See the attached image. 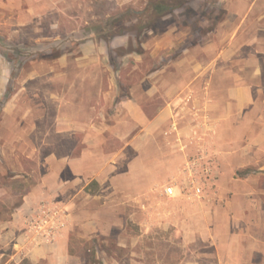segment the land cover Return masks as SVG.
Wrapping results in <instances>:
<instances>
[{
	"label": "crops",
	"instance_id": "crops-1",
	"mask_svg": "<svg viewBox=\"0 0 264 264\" xmlns=\"http://www.w3.org/2000/svg\"><path fill=\"white\" fill-rule=\"evenodd\" d=\"M206 1L211 3L209 7L214 4L211 7L217 13L222 10L223 17L215 21L202 16L200 32L193 33L198 35L197 43L190 47L183 45L181 61L171 59L170 63L151 70L147 74L152 77L150 83H143L144 78L134 84L111 79L109 89L104 91L102 79H96L97 73L102 72L103 56L125 44L128 34L117 35L110 43L92 34L80 43L76 57H69L73 52L63 53L55 60L62 67L50 73L55 84L52 90L45 89V100L20 102L16 96L9 100L4 127L0 129V159L8 162L6 165L0 162V173L5 170L24 174V164H17L14 156L31 157L37 153L40 156L44 145L50 148L40 159L43 170L38 182L22 195L21 202L8 216L3 219L0 213V264L12 261L20 264L23 259L31 264H87L73 252L74 234L87 238L117 234L119 239L126 235L125 206L118 214L105 212L102 222V210L88 209L86 201L91 198L100 201L102 197H107L106 204L144 201L142 194L154 188L152 184L159 181L163 167L159 161L152 162L153 158L150 164L146 163L144 155L148 149L143 139L153 138L174 115L180 97L177 92L182 90L187 92L190 104L194 92H199V109L214 123L218 152L222 159L230 161H222L220 193L213 203H200L196 210L185 201L180 206L182 211L168 212L166 221L152 216L151 231L156 226L165 230L177 226L184 236V256L178 264H264V0ZM211 25L213 28L207 30ZM203 28L205 31L201 32ZM191 36V29L180 28L178 24L169 25L161 34L152 31V55L162 58L164 52L171 53ZM141 46L148 47L144 42ZM192 52L197 53V58ZM141 54L138 50L127 53L137 60L142 59ZM137 68L141 70L139 66L134 70ZM181 71L193 76L192 81L166 83L162 78L164 73L177 75ZM148 101H158L160 106L151 116L143 107ZM106 107H116L112 115L114 123L109 129H98L94 119L97 114L105 119ZM37 139L42 140L41 145ZM109 139L124 145L108 152ZM129 143L136 150L137 193L108 196L106 187H119L120 163ZM154 154L151 150V155ZM94 180L99 189L91 192L87 187ZM123 187L127 188V184ZM13 196L4 180L0 187V212H3L1 204L11 201ZM43 206L50 207L58 225L61 224L53 239L29 226ZM130 218L142 231H147L141 210H135ZM192 219L197 226L192 227ZM115 228L119 229L117 233ZM195 232L204 241L211 238L213 249L204 246L192 253L187 238ZM119 244L126 245L121 241ZM7 246L12 253L4 259Z\"/></svg>",
	"mask_w": 264,
	"mask_h": 264
},
{
	"label": "rangeland",
	"instance_id": "rangeland-1",
	"mask_svg": "<svg viewBox=\"0 0 264 264\" xmlns=\"http://www.w3.org/2000/svg\"><path fill=\"white\" fill-rule=\"evenodd\" d=\"M146 2L147 0H0V129L4 127L5 108L12 97L16 96L20 102L32 103L40 98L45 100V89L54 88L53 74L50 73L62 67L60 63L55 62L57 58L53 55L56 52L62 51L64 54L73 52L75 54H69V57H76L80 51V43L95 34L91 30L96 29L99 24L102 25L101 22L109 28L108 19L110 20L118 11L117 8L119 10L129 7L142 8ZM206 2L211 4L206 0H194L193 4L200 8L199 13L202 11L204 13L203 6ZM211 6L214 4L210 5V8L214 10L213 15L212 13L207 15L214 19L219 16L218 10L214 8L215 6ZM184 13L180 11L170 16L159 25V32L156 33L161 34L160 31L167 25L177 24L178 20H182L181 16ZM193 13H189L185 20L198 23L202 15L200 17V14L193 15ZM222 17L223 14L220 15V19ZM179 26L185 28L181 24ZM191 30L192 36L188 41L182 43L171 53L164 52L162 58H154L152 55V31H146L143 35L129 33L126 35L128 37H125L129 39L125 41V44H120L108 54H104L102 72L97 73L96 79H102L104 91L109 89L111 79L116 83L134 84L140 78H144L143 83H150L152 77L147 74L151 70L163 66L171 59L181 61L183 45L190 47L193 43H197L198 35L193 33H198L200 30L199 23L195 24L194 31ZM203 31H205L204 28L201 32ZM95 36L96 39L105 41L100 34H95ZM118 40L120 42L121 39ZM142 42L148 46L141 52L142 59L137 60L136 57L127 55L130 51L139 50ZM192 56L197 58V53L192 52ZM137 66L141 70L138 68L134 70ZM162 78L166 83L172 80L190 82L193 76L181 71L177 75L171 72L164 73ZM177 93L180 97L174 106V115L161 125L153 138L143 139V144L148 149L147 155H144L146 163L150 164L153 158L152 162L159 161V165L164 168V170L161 168L159 172V181L152 184L156 189L152 187L153 189L150 188L146 194H142L145 195L143 202L106 204L104 200L107 197H102L100 201L92 198L86 201L88 209L102 210L103 213L100 216L102 222H105V212L118 214L125 207L127 209L126 220H124L126 235L121 239L117 234L111 237L100 234L91 238L74 234L75 249L73 252L84 258L87 264H118V261L119 264L180 263L184 256L182 249L184 236L180 230L178 231L177 226L165 230L155 225V231H151V217H160V220L166 221L168 212H178L185 201L190 202L192 209L198 210L200 203L206 202V205H210L214 197L220 193L218 182L221 174L220 167L222 161H230V158L222 159L223 157L218 152L214 138V123L209 115L199 109V92H194L195 97L192 98L191 104L186 99V91L182 90ZM162 101L164 104V99ZM143 107L151 116L160 106H158V101H148ZM115 111L116 107H106L105 119L96 115L94 122L98 129H109L108 127L113 125L112 115ZM20 140L16 139V142ZM41 141H37L38 145L42 144ZM123 145L114 139L107 140L108 152L119 150ZM48 148L50 147L44 145L40 156L39 153L31 157L18 154L14 156L17 164H24V174L13 171L5 173V170L0 173V187L5 180L9 183L14 195L11 201L1 204L3 212L0 213L3 219L21 202L22 195L40 179L43 170L40 159L44 158L45 150ZM151 150L155 152L154 155H151ZM135 151L134 144L127 147L124 161L120 163L119 187H106V195L137 193L134 188ZM1 157L4 158L2 154ZM0 162L6 165L8 160L0 159ZM123 184H127V188H124ZM170 185L175 188V194L172 196L164 193L165 187ZM198 187L201 188L199 193L196 190ZM98 189L99 186L91 184V192H96ZM135 210L143 212L146 225H148L147 231H142L141 226L130 218ZM181 211L179 217H182ZM191 224L192 227H194L193 224L197 226L193 219ZM114 231L117 233L119 229L115 228ZM188 237L192 253L204 246L208 250L213 249L210 246L213 242L211 238L204 241L203 237L196 232ZM120 241L126 245H120ZM4 251L6 254L4 259H6L8 254L12 253V249L7 246ZM10 264H14V261Z\"/></svg>",
	"mask_w": 264,
	"mask_h": 264
},
{
	"label": "trees",
	"instance_id": "trees-1",
	"mask_svg": "<svg viewBox=\"0 0 264 264\" xmlns=\"http://www.w3.org/2000/svg\"><path fill=\"white\" fill-rule=\"evenodd\" d=\"M194 0H147L145 5L142 8H134L129 7L127 9L119 10L117 8V12L113 14V16L108 19L109 28L107 25H105L103 22H101L102 25L99 24L96 29L91 30V32L95 34H100L102 38L105 39L107 43H110L112 38H114L117 35H124L129 33H136L138 35H141L142 33H145L146 31H154L159 32V25L162 24L165 20H167L170 16H173L175 14L180 13V11H184V15L182 14V20H178L177 24H181L183 27H188L190 29H193L195 24H198L197 22H194L192 20H185L186 16L189 13H193V15H199L200 17L205 16L211 18L212 16H209L210 13H212L214 10L209 7L208 2L206 7H204L205 12L199 13V9H194L192 6ZM223 11L220 10L215 21H218L220 19V15H222ZM209 14V15H207ZM164 27L160 32L163 33L167 27ZM213 25L208 27L207 30L212 29ZM138 51L142 52L143 49L140 48ZM63 54L62 51L56 52L53 56L55 58L60 57ZM97 184V182L94 180L92 183ZM91 184L87 187L89 190L91 187ZM30 264L29 260L24 259L20 264Z\"/></svg>",
	"mask_w": 264,
	"mask_h": 264
},
{
	"label": "built area",
	"instance_id": "built-area-1",
	"mask_svg": "<svg viewBox=\"0 0 264 264\" xmlns=\"http://www.w3.org/2000/svg\"><path fill=\"white\" fill-rule=\"evenodd\" d=\"M197 193L201 191V188H197ZM164 193L168 196L175 194L174 186H166ZM53 210L48 206H43L38 210L37 215L29 221V226L32 230L42 233L48 239L55 238V232L59 228L57 223L58 218L55 216Z\"/></svg>",
	"mask_w": 264,
	"mask_h": 264
}]
</instances>
